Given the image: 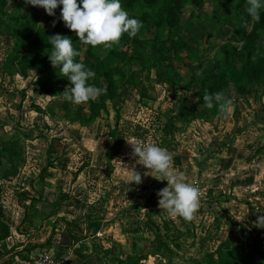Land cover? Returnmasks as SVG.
<instances>
[{
	"label": "rangeland",
	"instance_id": "rangeland-1",
	"mask_svg": "<svg viewBox=\"0 0 264 264\" xmlns=\"http://www.w3.org/2000/svg\"><path fill=\"white\" fill-rule=\"evenodd\" d=\"M40 9L45 23L48 14ZM247 9L237 11L220 0H205L200 8L187 5L182 21L187 47L178 52L183 61L173 53L163 66L147 70L130 86L116 101L118 123V111L111 103L109 113L91 124L70 121L68 112L59 107L51 112L48 104L53 99L38 95L33 83L37 70L24 78L2 66L13 41L0 30V141L10 145L18 135L25 159L12 177L3 178L5 167L0 166V215L16 233L23 232L34 242H44L54 232L51 246L36 248L33 254L61 248L76 252L74 264H120L118 259L128 253L152 250L157 239L151 223L166 219L181 229L182 233L172 230L181 235L180 248L172 260L148 255L143 260L147 264H198L220 243L238 247L248 264L256 261L250 246L264 244V228L254 224L264 214V83L229 89L230 117L219 115L209 121L192 118L200 85L197 81L189 85L192 73L200 78L209 72L223 43L239 42L251 30L252 23L245 21ZM153 32L142 38L152 42ZM164 34L166 38L168 30ZM175 72L180 79L177 91L169 84ZM143 91L147 97H141ZM32 104L46 108L47 114L37 112ZM114 128L120 143L111 154L109 135ZM125 137L166 148L173 167L200 188V207L193 220L173 219L161 211L157 191L167 181L144 175L147 169L129 155L132 149ZM52 144L51 157L58 156L55 167L49 165ZM133 166L142 175L139 185L126 179ZM32 197L39 198L34 205L37 216L29 208L23 221V204H32ZM89 214L99 221L89 222ZM68 226L78 234L74 244Z\"/></svg>",
	"mask_w": 264,
	"mask_h": 264
},
{
	"label": "trees",
	"instance_id": "trees-1",
	"mask_svg": "<svg viewBox=\"0 0 264 264\" xmlns=\"http://www.w3.org/2000/svg\"><path fill=\"white\" fill-rule=\"evenodd\" d=\"M222 5L230 6L234 10L248 8L247 0H220ZM205 0H121L122 7H126L130 18L134 17L142 22V27L136 37H130L125 33L119 43L113 44L111 48H105L103 45L93 47L83 44L79 37L71 29L66 27L61 15L62 5L56 9V15L50 16L45 23L41 22L40 7L26 5L25 0H0V30L10 36L13 46L5 54L2 66L6 71L14 69L16 73L24 78L30 76L33 70L38 71V76L33 83L38 89V95L51 96L53 100L48 104V109L55 113L59 107L66 110L67 118L72 122H84L91 124L104 114L109 113V103L116 109L117 121L120 118V111L115 107L116 101L121 98L125 91L138 83V81L152 68L163 66L165 61L173 57V53L178 59L179 48L187 47V43L182 36L183 9L192 4L202 7ZM81 3V0H80ZM260 11L259 21H253L246 12L245 21L252 23V28L244 32L239 42H225L219 49V59L209 70L200 78H196L192 73L190 75L189 85H194L197 81L200 90L196 100V114L193 119H202L209 121L218 114L216 106L208 108L204 105L203 97L205 93H214L222 91L225 96L229 89L237 87L261 85L264 83V9ZM194 16V11L192 15ZM57 23L53 27L52 22ZM175 29L172 33L171 29ZM154 31L153 41L148 38H142V34ZM168 30L166 38H163L164 31ZM61 34L71 38L73 46L80 52L74 59L76 62H83L87 68L95 72V77L90 78L88 83L104 89L96 100H90L87 103L74 104L68 101L64 95V90L71 84L70 80L60 73V68L53 67L48 54L52 51V45L48 42L49 36ZM102 51V53H101ZM13 71V70H12ZM169 84L177 91L179 85L178 74L175 72ZM148 77V76H147ZM146 91L141 93V97H147ZM62 97V100H56ZM235 109H239L237 101L234 103ZM37 112L44 115L47 109L38 104L31 106ZM72 113L69 114V110ZM52 113V114H54ZM117 128L111 131L110 152H117L115 147L120 143L116 137ZM24 136H28L24 133ZM60 141V139H58ZM11 144L0 141V166L5 167L3 178L12 177L19 171V165L24 162L21 150L23 146L18 142V135L10 140ZM49 149V165L55 167L58 156L51 157L54 152V144ZM110 155V154H109ZM44 178V175H42ZM2 190L0 188V196ZM27 195L26 192L21 193ZM20 194V195H21ZM33 203L23 204L25 207V216L23 221L28 218L27 209L32 208V216H37V209L34 206L39 198L32 197ZM100 218V217H99ZM99 218H93L90 214L87 216L89 222ZM173 221L161 219V222H152L151 232L156 237V244L152 250L142 254L128 253L124 259H118L120 264H147L143 262L148 255L172 260L177 255V248H180V234L172 232L175 229L181 232L180 228L171 226ZM55 227V226H54ZM71 241L73 244L77 240V232L69 228ZM12 229L8 221L0 215V243L4 242L10 235ZM50 235L44 242H29L24 250L28 255L24 256L29 260L30 255L36 248L50 247L53 240ZM67 244V243H65ZM136 245V244H135ZM80 251V249H76ZM81 252V251H80ZM250 253L256 254L257 259L253 264H264V244L263 242H254L250 246ZM198 264H248V259L242 255L238 247H226L224 243L218 244L213 250L206 252L205 258L199 260Z\"/></svg>",
	"mask_w": 264,
	"mask_h": 264
},
{
	"label": "clouds",
	"instance_id": "clouds-1",
	"mask_svg": "<svg viewBox=\"0 0 264 264\" xmlns=\"http://www.w3.org/2000/svg\"><path fill=\"white\" fill-rule=\"evenodd\" d=\"M247 3L249 16L258 22L259 10L264 4L261 0H247ZM25 4L42 7L50 16H55L56 9L62 5L58 19H62L66 27L76 33L81 43L93 47L103 45L111 48L113 44L119 43L125 33L136 37L143 26L139 19L130 18L122 7L121 0H81V3L77 0H25ZM56 23V20L52 22L53 27ZM48 42L52 45V51L48 54L51 64L53 67L62 65L60 73L71 82L63 91L68 101L82 104L94 101L103 94L104 89L88 83L90 78L95 77V72L74 59L80 52L74 48L71 38L57 33L49 36ZM203 101L208 108L216 106L218 114L223 118L230 117L233 101L222 91L206 92ZM125 140L132 149L129 155L135 159L136 164L147 169L144 175L167 181V186L157 191L161 211H165L173 219L180 217L186 221L193 220L200 207L201 190L197 185L187 182L184 173L173 167L172 154L151 140L128 137ZM132 169L131 174L126 177L127 182L141 184V173L134 166ZM230 214L234 216L233 213ZM254 224L264 228V214L258 215Z\"/></svg>",
	"mask_w": 264,
	"mask_h": 264
},
{
	"label": "crops",
	"instance_id": "crops-1",
	"mask_svg": "<svg viewBox=\"0 0 264 264\" xmlns=\"http://www.w3.org/2000/svg\"><path fill=\"white\" fill-rule=\"evenodd\" d=\"M15 231L16 230L12 228L11 235L4 242L0 243V264H21L27 260L24 256H27L28 253L24 248L29 242L34 241L30 240L27 234L23 232L16 233ZM33 252L29 255L31 256ZM74 253L76 252H73L72 255H74Z\"/></svg>",
	"mask_w": 264,
	"mask_h": 264
},
{
	"label": "built area",
	"instance_id": "built-area-1",
	"mask_svg": "<svg viewBox=\"0 0 264 264\" xmlns=\"http://www.w3.org/2000/svg\"><path fill=\"white\" fill-rule=\"evenodd\" d=\"M60 249L49 248L42 250L32 254L30 259L25 260L22 264H74L72 253Z\"/></svg>",
	"mask_w": 264,
	"mask_h": 264
}]
</instances>
